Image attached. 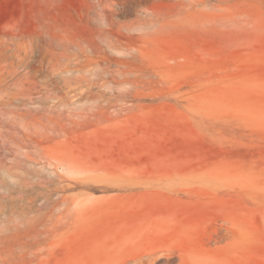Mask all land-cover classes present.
Masks as SVG:
<instances>
[{
  "label": "rangeland",
  "instance_id": "374dc122",
  "mask_svg": "<svg viewBox=\"0 0 264 264\" xmlns=\"http://www.w3.org/2000/svg\"><path fill=\"white\" fill-rule=\"evenodd\" d=\"M133 230L122 257L264 264V0H0V264Z\"/></svg>",
  "mask_w": 264,
  "mask_h": 264
},
{
  "label": "bare ground",
  "instance_id": "6f19581e",
  "mask_svg": "<svg viewBox=\"0 0 264 264\" xmlns=\"http://www.w3.org/2000/svg\"><path fill=\"white\" fill-rule=\"evenodd\" d=\"M142 242L143 240L141 238H136L135 230L117 237H112L109 242L110 246L108 251L105 253L106 264H154L157 259V252L155 249L147 252L143 251L138 254V256L125 255L122 257L123 253L129 251L128 249H135L140 246Z\"/></svg>",
  "mask_w": 264,
  "mask_h": 264
}]
</instances>
